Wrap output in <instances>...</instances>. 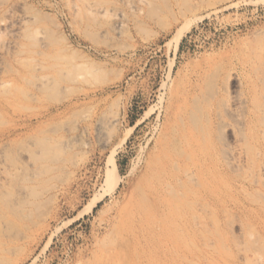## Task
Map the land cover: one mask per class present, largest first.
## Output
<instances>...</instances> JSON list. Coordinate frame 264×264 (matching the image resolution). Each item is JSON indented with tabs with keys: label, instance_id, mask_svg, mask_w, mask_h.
<instances>
[{
	"label": "rangeland",
	"instance_id": "374dc122",
	"mask_svg": "<svg viewBox=\"0 0 264 264\" xmlns=\"http://www.w3.org/2000/svg\"><path fill=\"white\" fill-rule=\"evenodd\" d=\"M263 57L264 0H0V264H264Z\"/></svg>",
	"mask_w": 264,
	"mask_h": 264
},
{
	"label": "bare ground",
	"instance_id": "6f19581e",
	"mask_svg": "<svg viewBox=\"0 0 264 264\" xmlns=\"http://www.w3.org/2000/svg\"><path fill=\"white\" fill-rule=\"evenodd\" d=\"M142 2H144V0H141V3ZM89 7V6H88ZM89 10H90V12L91 11H93L94 13H96V14H99V15H101V14H104V15H106L108 12H107V9L106 8H101V7H94V6H92V7H89L88 8ZM85 10H86V8H85ZM89 10H87V11H89ZM26 17V16H25ZM4 22V21H3ZM26 23H27V21H25ZM189 25L190 24H188L186 27H184V29H188V27H189ZM12 26V25H11ZM25 31V30H24ZM181 31L177 34V42H179V39L181 38ZM19 34V33H18ZM31 36V35H30ZM21 38H23V37H21ZM25 38V37H24ZM23 38V39H24ZM15 45V44H14ZM19 53V52H18ZM14 54V53H13ZM19 55V54H18ZM262 55V54H261ZM264 58V57H263ZM261 59V58H260ZM264 60V59H263ZM22 61V60H21ZM24 61V60H23ZM258 61H259V59H258ZM262 61V60H261ZM260 61V62H261ZM19 62H20V60H19ZM24 62H26V61H24ZM27 63V62H26ZM23 65V64H22ZM28 66V65H27ZM39 66V65H38ZM36 67V66H35ZM32 68H34V66L32 67ZM43 69H45V67L43 66L42 67ZM254 68H255V66H254ZM39 69H41V68H39ZM37 70V69H36ZM255 70H256V68H255ZM254 69H253V71H255ZM252 71V72H253ZM257 71V70H256ZM258 72V71H257ZM6 73V72H5ZM16 73V72H15ZM256 73V72H255ZM45 76V75H44ZM39 78V77H38ZM43 78V77H42ZM41 78V79H42ZM45 79H47L48 78V76H45L44 77ZM44 78H43V80H44ZM38 80V79H37ZM26 81H28V80H26ZM40 81V80H39ZM44 81H46V80H44ZM38 82V81H37ZM41 82V81H40ZM34 83V82H33ZM4 84V83H3ZM28 84H29V82H28ZM251 84V83H250ZM249 84V85H250ZM41 86V85H40ZM3 87H1L0 89H2ZM224 88V87H223ZM5 89V88H4ZM3 90V89H2ZM262 91V90H261ZM25 92V91H24ZM26 93V92H25ZM27 94V93H26ZM263 94V93H262ZM22 96H24V95H22ZM263 96H264V94H263ZM251 99V98H250ZM255 100V99H254ZM246 104L247 106H245L246 107V109H245V111H246V113H247V116L248 117H251V119H252V115H254V113H255V111L257 112L258 111V107L256 108V105L254 106V104H253V100L252 101H248V100H244L243 101V99H240V98H238V99H236L235 100V104H237L238 105V107L239 106H243V104ZM255 103V102H254ZM256 104H258V103H256ZM260 104V103H259ZM259 106V105H258ZM244 107V106H243ZM260 108V107H259ZM257 109V110H256ZM242 110V109H241ZM259 110H261V109H259ZM216 112V117L215 118H217V121L219 122V123H221L222 125H223V127H226V128H228V127H231V125H230V123H229V121L225 118L226 116H225V110L224 111H215ZM242 112V111H241ZM240 112H238L237 110H235V109H231L230 111H229V113L228 114H226V115H231L230 117L232 118V117H234V118H237V119H241V117H242V121L241 120H239V122L241 123V122H243V115H244V112H243V114L241 115V113L239 114ZM230 117H228V119L230 118ZM255 117V116H254ZM230 118V119H231ZM245 119V118H244ZM191 120V119H190ZM238 121V120H237ZM263 121V120H262ZM206 122V121H205ZM234 122H236V121H234ZM238 122V123H239ZM260 122V124L259 125H261V120L259 121ZM194 123V122H193ZM192 123V124H193ZM240 123L238 124V125H240ZM248 123V122H247ZM250 123V122H249ZM253 123V122H252ZM232 124V123H231ZM242 124V123H241ZM237 125V124H236ZM250 125V124H249ZM194 126V125H193ZM233 126V125H232ZM241 126H243V124L241 125ZM246 126V125H245ZM195 127V126H194ZM249 127V126H248ZM232 129H233V127H231ZM243 128V127H242ZM256 128V127H255ZM196 129V128H195ZM219 129V128H218ZM234 129H236V127H234ZM260 129V128H259ZM258 129V130H259ZM243 130V129H242ZM249 130H251V129H249ZM262 130V132H264V123L262 124V127H261V129L259 130V132ZM245 131H246V129H245ZM258 132V133H259ZM206 133V132H205ZM238 134H240V132H238ZM243 134V133H242ZM253 134L254 133H252L251 134V136H252V138H253ZM255 134H257V133H255ZM262 134V133H261ZM204 137V136H203ZM236 137H237V135H236ZM196 138V137H195ZM202 138V137H201ZM206 138V137H205ZM209 138V140H210V137H207V139ZM249 138V137H248ZM200 139V138H199ZM200 141V140H199ZM203 141H205V139L203 140L202 139V142ZM252 142V141H251ZM204 143V142H203ZM207 143V142H206ZM202 144V143H201ZM211 144V143H210ZM229 144V143H228ZM204 145V144H203ZM208 145V144H207ZM197 146H199V145H197ZM244 146V145H243ZM197 148H199V147H197ZM201 148H202V146H201ZM204 148H205V146H204ZM204 148H202V149H204ZM251 148H252V146L250 147V150H251ZM254 148V147H253ZM210 149V148H209ZM205 150H207V149H205ZM203 151V150H202ZM205 152V151H204ZM207 152V151H206ZM210 153V152H209ZM10 154V153H9ZM202 154H204V153H202ZM193 155V154H192ZM205 155V154H204ZM210 155V154H209ZM249 157H252V156H249ZM254 157V156H253ZM203 158V157H202ZM206 158H208V157H206ZM169 160V159H168ZM170 161V160H169ZM173 161V160H172ZM201 161H204V159L203 160H201ZM201 161H200V163H201ZM251 161V160H250ZM253 161H254V159H253ZM168 162V161H167ZM171 162V161H170ZM204 163V162H203ZM206 163V162H205ZM167 164V163H166ZM207 164V163H206ZM169 165V164H168ZM203 165V164H202ZM174 166V165H173ZM166 166H164V168H165ZM170 167V166H169ZM167 169H169L168 167H166ZM171 168V167H170ZM198 168V167H197ZM16 169V168H15ZM165 170V169H164ZM170 170V169H169ZM173 170V169H172ZM17 172H18V170H16ZM191 171H192V169H191ZM15 172V171H14ZM173 173H174V171H172ZM11 173H13V172H11ZM169 171H168V175H169ZM162 174V173H161ZM166 174V173H165ZM172 174V173H171ZM163 175V174H162ZM167 175V174H166ZM165 175V176H166ZM168 175H167V177H168ZM170 176V175H169ZM173 176V175H172ZM194 176V175H193ZM191 177H192V173H191ZM176 178V177H175ZM175 178H173V179H175ZM188 178V177H187ZM159 179V177L158 178H156V183H157V180ZM161 179H163V178H160V180ZM115 180H116V178H115ZM175 181V180H174ZM173 181V182H174ZM161 183H165V182H163L162 180L160 181ZM180 183V180L179 181H177L176 183ZM155 183V182H154ZM155 183V184H156ZM175 183V182H174ZM179 183H178V185H179ZM117 184V180H116V183L114 182V185H116ZM154 184V185H155ZM158 184V183H157ZM156 184V186H158ZM166 184H167V182H166ZM170 184V183H169ZM163 185H165V184H163ZM151 186H153V185H151ZM166 186V185H165ZM147 187V186H146ZM145 186H144V188H146ZM155 187V186H154ZM169 187V186H168ZM11 188V187H10ZM143 188V187H142ZM141 187H140V190L142 189ZM148 188V187H147ZM146 188V190H148ZM157 188H159V187H157ZM156 188V189H157ZM160 188H161V184H160ZM159 188V189H160ZM155 189V190H156ZM178 189V188H177ZM164 190H165V188H164ZM166 190H167V188H166ZM170 190H171V187H170ZM150 191V190H149ZM139 192H141V191H139ZM152 192V191H151ZM156 192H157V190H156ZM167 192V191H166ZM14 193V192H13ZM11 194V193H10ZM137 196V195H136ZM139 196H141L140 194H139ZM154 198V197H153ZM165 198H167V196L165 197ZM174 198V197H173ZM1 199V198H0ZM141 199H142V197H141ZM155 199V198H154ZM167 199H169L168 201H170L171 199L170 198H167ZM3 200V199H2ZM143 200H144V198H143ZM151 200V199H150ZM156 200V199H155ZM173 200H175V199H173ZM157 201H158V198H157ZM140 202H141V200H140ZM144 202V201H143ZM151 202V201H150ZM160 202V201H159ZM5 203H6V201H5ZM142 203V202H141ZM175 203V202H174ZM142 204H144V203H142ZM170 204V203H169ZM168 204V205H169ZM172 205H173V203H171ZM161 205V204H160ZM159 205V206H160ZM163 205V204H162ZM6 207V206H5ZM146 207V206H145ZM167 207V206H166ZM170 207V206H169ZM157 208H160V207H157ZM156 208V209H157ZM144 209H146V208H144ZM153 208H151V210H152ZM166 209H168V208H166ZM17 210V209H16ZM150 210V209H149ZM160 210V209H159ZM140 211V210H139ZM160 212V211H159ZM133 213V212H132ZM121 214V213H120ZM140 214V213H139ZM152 214V213H151ZM141 215V214H140ZM148 215V214H147ZM155 215V214H154ZM122 216V215H121ZM14 217V216H13ZM15 217H17L16 216V214H15ZM126 217V216H125ZM127 217L128 218H130L129 217V215H127ZM141 218V217H140ZM192 218V217H191ZM126 219V218H125ZM152 220H154L155 218L152 216V218H151ZM151 219H149V218H147V217H145V218H142V219H139L138 218V214H136L135 212L132 214V217H131V222L133 223V222H135V221H141V224L142 225H151V222H149V221H151ZM161 220V219H160ZM122 221V220H121ZM155 221V220H154ZM153 222V221H152ZM126 223V222H125ZM129 223H130V221H129ZM157 223V222H156ZM153 225H155L154 223H152ZM2 227V226H1ZM134 227V226H133ZM133 227H132V229H133ZM113 230V229H112ZM119 230V229H118ZM120 230H122V229H120ZM134 230V229H133ZM141 230H142V228H141ZM143 231V230H142ZM142 231H141V233H142ZM134 232H135V230H134ZM143 232H145V228H144V231ZM136 233V232H135ZM123 234V233H122ZM121 234V235H122ZM140 236V235H139ZM143 236V235H142ZM118 252L120 253V251L118 250ZM114 253H116V252H114ZM115 256H116V254H115ZM117 257H119V259L120 258H122V253H120V255L119 256H117Z\"/></svg>",
	"mask_w": 264,
	"mask_h": 264
}]
</instances>
